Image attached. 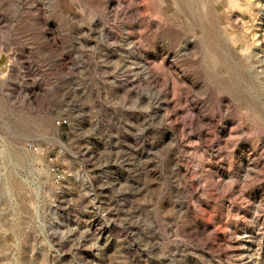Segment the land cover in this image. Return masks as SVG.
<instances>
[{
  "label": "rangeland",
  "instance_id": "1",
  "mask_svg": "<svg viewBox=\"0 0 264 264\" xmlns=\"http://www.w3.org/2000/svg\"><path fill=\"white\" fill-rule=\"evenodd\" d=\"M0 264H264V0H0Z\"/></svg>",
  "mask_w": 264,
  "mask_h": 264
},
{
  "label": "water",
  "instance_id": "2",
  "mask_svg": "<svg viewBox=\"0 0 264 264\" xmlns=\"http://www.w3.org/2000/svg\"><path fill=\"white\" fill-rule=\"evenodd\" d=\"M0 69H7V57L5 55L0 58Z\"/></svg>",
  "mask_w": 264,
  "mask_h": 264
}]
</instances>
